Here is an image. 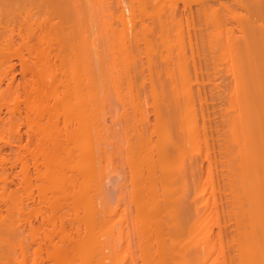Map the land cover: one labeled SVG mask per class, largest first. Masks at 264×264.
Instances as JSON below:
<instances>
[{
  "label": "bare ground",
  "instance_id": "bare-ground-1",
  "mask_svg": "<svg viewBox=\"0 0 264 264\" xmlns=\"http://www.w3.org/2000/svg\"><path fill=\"white\" fill-rule=\"evenodd\" d=\"M41 1L59 20L25 17L22 33L8 15L18 2L0 0V73L16 59L24 76L21 100L1 91L0 106H23L31 140L18 160L35 201L24 213L0 168V264H264V0H190L199 4L186 40L182 17L166 21L169 4L152 0L156 25L138 22L146 80L131 18L114 29L97 0ZM145 82L157 103L149 131ZM112 89L139 123L127 142V204L126 181L109 171L121 153L106 123Z\"/></svg>",
  "mask_w": 264,
  "mask_h": 264
},
{
  "label": "rangeland",
  "instance_id": "rangeland-1",
  "mask_svg": "<svg viewBox=\"0 0 264 264\" xmlns=\"http://www.w3.org/2000/svg\"><path fill=\"white\" fill-rule=\"evenodd\" d=\"M16 1L18 2V6H19V9H17V10L18 11L20 10L19 11L20 13H22L23 10H24V12H23L24 14H25V10H27V13L29 12L28 9H25V6H30L29 7L30 10L33 9V8H31L33 6L30 3L33 0L32 1L30 0V2L28 0V2H26L27 4L26 3L24 4V2H25L24 0L23 1L22 0H16ZM36 1H37V3L36 2H33V4H36V5H34L36 7V9L31 10L32 13H31V11H30V13H28L30 15V17H29V15H26V14L24 15L23 13L20 14L18 12H15L12 9L13 7H9V8L12 9L13 12L9 9L10 11L8 10L9 11L8 15L10 16V18H11L12 15H13L12 18L13 17L14 18L16 17L15 19L13 18V21L16 20L15 21V23H16L15 26H17V23H18V27H19V24H20V28L22 29V33L25 32L23 29L26 28V26H24L25 28L23 27V24L26 21V18L25 17H28L27 21H29L31 19V22H36V21H38V19H39L40 16H41L40 19L43 20L47 16V14H48V16L46 17L47 19L51 20L53 18L52 19L53 22L54 21L57 22L59 20L58 14L56 12H54V11L52 12L50 9L47 8L48 10H50L52 12L51 13L52 15H51V14L47 13L48 11L47 12L46 11L43 12L44 9L46 8L45 6H44L45 8L41 6L43 9H41L39 6H37V4L38 5L39 4L42 5V4L46 3L44 1H48V0H44L43 1L44 3H42L41 0H40L41 3H38V2H40L39 0H36ZM75 1L77 2V0H75ZM97 1L98 2H95V4L100 9L102 8L101 6H104L102 8V10L104 9L103 12H102V14L103 13L107 14L105 16L103 15L106 18H104L102 16L104 18L103 20H109L111 18L113 21L116 22V23H114L110 19V22H112L111 25L113 27L115 26L116 29H119L121 27L120 24H121L123 18H125V21H129V19L131 18L132 21H129V22H131L130 23V26L131 25L134 26V24H135V26H134L135 29L133 28V26H131V27L133 28V31L134 30H137L135 32L138 33L137 34L138 43H139L138 46H140L139 47V49H140L139 52L141 51L140 53H142L141 54V56H142L141 57L142 58V61L141 62H143V66L145 68L144 69V73H143V77H144V80H146L147 79V76H146L147 70H146V56L144 54V46H145V44H144V40L142 38L143 37V34L142 33H141L142 35L140 34V32H142V29L140 30V28H141L140 26H141L142 23L145 22L144 20H146L148 24L150 22H153L154 19L157 20L155 18L156 15L153 16L152 11L148 10L149 8L152 9L151 8V6H152L151 5L152 4V0L151 1L150 0H146V2H144V0H97ZM165 1L166 0H162V2H160V0H156L155 2L156 3L159 2V3L164 4L163 8H165L168 4H169V6H171L170 4H171V1H173V0H171L169 3H168L169 0H167L166 3H165ZM174 1L177 4V6H176L177 8L176 7H173V5L175 6V3H173L170 8H168L169 6H167L166 9H165L166 12H163V15L161 17H164L166 19V21H168V16L171 17V14L174 15L175 17H176V15H178V18L176 17V19H179V17H182L180 19H181V21L184 22V23L182 22V24H183L182 25V27H183L182 29H183V34H184V37H185V40H186V39H188L187 36H188L189 32L191 33V31H190L191 30V25H190L189 22H188L189 24H187L185 21H186V19H188L189 14L190 15H191V13H193V14L195 13L196 14V12L193 11V10H196L194 5H198L199 3H197V1H193V3H194L193 4L192 1H191V4H186V3H189L190 0H188V2H187V0L185 2H184V0H181V2L179 0L178 3H177L178 0H174ZM13 2L16 4L15 1H13ZM13 2H12V5L14 4ZM76 2L73 1V3H72V1H71V3L72 4H75V5H76ZM78 2H80V1L78 0ZM99 2H100V6H99V4H97ZM207 2H210V0L207 1ZM20 3L24 4V8H23V5L21 7ZM182 3L184 5L186 4L185 5L186 7L184 5H182ZM77 5H80V3L79 4L77 3ZM229 5H231V8H232V6H233V8H235L234 7L235 5H233V3L231 4V2H230ZM14 6H16V5H14ZM18 6H16V7H18ZM16 7L14 9H16ZM37 7H38V10H39V11H37V13L39 12L38 14H36V12H35L37 10ZM172 7L175 8L174 9L175 11L174 10H171L170 11V9ZM99 8H98L97 11L100 13ZM146 8H148V9H146ZM186 8L188 9V11H187ZM145 9L147 10V14L144 13L146 11ZM106 10H108V11H106ZM120 10H121V12H120ZM141 10H144V12H143L144 14L141 12ZM165 10L163 9V11H165ZM95 12H96V10H95ZM177 12H178V14H177ZM33 13H34L35 16L33 15ZM40 13H41V15H39ZM96 13H95L94 18L96 17V19H97L98 13L97 14ZM132 13H133L134 16L131 15ZM139 13H140V15L143 14L142 15V19H141V17L139 18ZM151 13H152V15H151ZM165 13H167L166 14V15H168L167 17L165 15ZM175 13H176V15H175ZM102 14H99V15H102ZM110 14L113 15L114 18ZM49 15H51L52 17L51 16L49 17ZM179 15H182V16H179ZM120 16L122 17V19H121ZM132 16H133L134 19L132 18ZM143 16H145V17H143ZM174 16H172L173 18L171 17L172 20L175 19ZM35 17L36 18L38 17V19L36 20ZM107 17H108V19H107ZM196 17L197 16L195 15L194 18H196ZM119 18L121 19V21L120 20H117ZM164 18H163V20H164ZM47 19H45V20H47ZM56 19H58V20H56ZM126 19H128V20H126ZM137 19H138V21H137ZM189 19L187 21H190ZM230 19L231 18H226L227 21H230L231 22L232 19L231 20ZM23 20H24V22H23ZM52 20H51V22H52ZM149 20H150V22H148ZM195 20H197V18ZM27 21L25 22L24 25H26ZM141 21H142V23H138V22H141ZM169 21H170V19H169ZM19 22H21V23H19ZM147 23L145 22L144 24H147ZM233 23H228V25L229 24H232L233 25ZM54 24H55V22H54ZM148 24L146 26H150L151 25V28H152V26H155L156 25V22L154 21L152 24H150V25H148ZM153 24H155V25H153ZM185 25L186 26L190 25V28H189V26L186 27ZM233 26H231V27L233 28ZM18 27H16V28H18ZM113 27H111V28H113ZM115 27H114V29H115ZM16 28H15L14 36L12 34V37L15 38V39L13 38V40H17L18 39V36L16 34L18 32V30ZM32 28L34 29L35 27L33 26ZM147 28H149V27H147ZM37 29L38 28H36L35 31L32 32L33 35L35 33H37V31H38ZM144 29H145V27H144ZM188 29H189V32L187 31ZM236 29L237 28L235 27L234 30L236 31ZM130 32H132V31H130ZM143 32H145V31H143ZM186 32H188V34ZM129 40L132 42L133 41V37H131ZM188 44L189 43H187V45H186L188 47L185 46V48H187V57L190 58L189 54L191 52L189 53V50L191 51V49H193L194 47L192 46L193 48L189 49V45ZM194 49H193V51H194ZM190 60H191V58H190ZM191 61H189V62H191ZM10 62L12 64V66L14 65L13 68L12 67L11 68L6 67L5 70L3 71V73L2 72L0 73V92L1 91L8 92V91L12 90L13 95L14 96H17L18 99L21 100V98H22V86L21 85H22V82H24V76H23V74H21L22 71L20 69V66L18 65V61L16 59H11ZM21 77L23 79H21ZM122 82H124V80L120 81V84ZM148 85H149L148 82H145V86H144L145 88L143 89V93H144L143 94V101H142L141 105L138 106V107L142 106V108L144 109L145 119L143 120V126L141 125V127L143 128V130H146V131H149L150 128L152 130V126L155 123L156 116H155V112H154V107L157 105V103H154V101H152V99H151L150 89H149ZM120 90H121V93H124V91H125L124 90V87L121 88ZM109 93H110L109 110L111 111V114H112V117L113 118L110 119V117H108L106 123L110 127H112L113 130H114V132L117 134V136L114 139V142L116 144L117 150H120L121 151V153H120L121 159H120V155L117 154L115 156V158H114V161L110 163L109 171H110V174H111V179L113 178L112 180H114V182L117 181L118 179H122V180H125L126 181L127 188L124 189V190H122V192L124 194V197L126 198V204H127L128 203V200H129V180H130V171H129V168H128L127 164H126L127 142H128V140H131V138L133 137V129L135 127H138L139 123L133 117L132 107L130 106V102L124 97V95L122 94V95H120V98H117V96L115 94V90H113V89L110 90ZM17 102H18L17 109H16V111L12 112V114H9L7 112V109H6L5 106H0V120L3 121L2 124H1L0 154L3 157V159H4V161L0 165V168H1L2 171L5 172L6 176L8 177L7 178V181H6L7 183L5 182L6 183V186L5 187H7L8 189L13 190V191L16 192V194H17V196H18V198H19V200L21 202V206H22V208L24 210V213L25 212L27 213L31 208L35 207V204H34L35 201L33 200V196L30 193H27L25 191L24 186H23V183L21 181L20 164H19V160H18V158H19L18 155L21 154V156H23L24 158H27V149H28V147L30 145L29 142L31 140V138H30L31 136L30 135H29L30 137L27 136L26 127H25L24 121L22 119V116H23V114H22L23 113V106L19 103V101H17ZM11 103H13V101ZM210 104H211V102H210V100H208L207 101V105L209 107L211 106ZM203 105H205V104H203ZM211 120H212V118H211ZM204 150L205 149L202 148L201 154H204ZM195 157H197L195 159H198V160L200 159V157H199L198 154ZM204 164H206V163H204ZM117 184H119V182ZM4 206H5V204L2 203V202H0V210L1 211H4V209H5ZM38 218L39 217H37V216L34 215L33 217H31V220L30 221L32 222V224L37 225V224H39L38 222H40V220ZM22 224H24V223L22 222ZM213 230L215 231L216 228H214ZM43 264H48V261H44Z\"/></svg>",
  "mask_w": 264,
  "mask_h": 264
}]
</instances>
